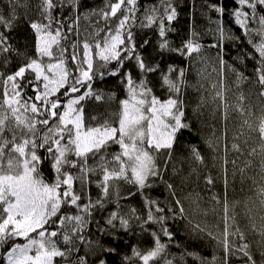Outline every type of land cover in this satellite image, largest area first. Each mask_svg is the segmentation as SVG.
<instances>
[{
    "label": "snow or ice",
    "instance_id": "6c2138e0",
    "mask_svg": "<svg viewBox=\"0 0 264 264\" xmlns=\"http://www.w3.org/2000/svg\"><path fill=\"white\" fill-rule=\"evenodd\" d=\"M233 2L232 9L223 0L207 5L217 14L214 20L209 18L215 25L209 29L215 41L209 47L217 50L219 80L205 97L204 70L197 71L196 83L187 78L194 57L208 60L200 34L192 29L178 46L167 38L178 15L174 0H156L143 7L140 0H103L102 6L89 0H0V264H114V256L120 257V264H188L187 258L192 264H230L233 257L241 264H264V215H259L257 224L251 209L246 213L251 232L259 237L258 261L245 230L229 215L226 197L223 229L214 231L195 219L199 193L182 199L174 180L180 177L183 184L197 173V166L205 164L198 144L191 141L188 176H182V169L173 163L185 132H199L186 115V97L192 89L200 93L193 116L202 115L208 103L215 105L213 115L220 113V135L213 127L215 139L206 138L204 143L219 153L224 142L225 187L228 163L235 167L244 157L243 167L238 168L241 184L252 182L255 199L264 209V0ZM226 16L240 29V36L226 25ZM24 24L34 38L30 47L14 40ZM135 27H155L158 55H179L189 66L169 64L165 70L160 62H150L142 51L150 41L138 47ZM230 45L237 49L235 60L254 61L251 77L228 63ZM225 70L235 74L237 89L245 83L259 89L260 114L255 119V106L246 104L243 90L235 103L229 102ZM153 74H159L165 95L157 94ZM109 77L118 78L123 98L99 87L98 82ZM89 100L115 101L117 108L103 120L89 118L85 108ZM234 113L241 117L240 132L229 142ZM250 141H258V147L248 148ZM228 152L236 154L231 161ZM256 156L259 171L248 176ZM232 175L235 180L237 171ZM204 179L207 185L214 184L211 175ZM92 184L100 192L96 198L91 195ZM158 184L169 194L165 202L150 195ZM121 185L131 186L127 195L121 194ZM137 195L143 213L131 206L125 210L121 201ZM186 199L191 200L187 209ZM212 199L220 203L216 195ZM177 218L187 222L190 235L215 241L223 255L209 260L187 249L179 257L172 254L174 233L169 221ZM151 225L158 230H150ZM136 227L150 234L152 247L142 251L132 245L131 254L121 256L119 244L124 236L137 235Z\"/></svg>",
    "mask_w": 264,
    "mask_h": 264
},
{
    "label": "trees",
    "instance_id": "16d2710c",
    "mask_svg": "<svg viewBox=\"0 0 264 264\" xmlns=\"http://www.w3.org/2000/svg\"><path fill=\"white\" fill-rule=\"evenodd\" d=\"M156 0H140L141 6L155 3ZM221 2V0H174V4L177 9V17L174 21H172V28L174 31L169 32L167 38L172 42L173 46L180 45L183 41L187 40L190 36L192 29H195L197 33L200 34L201 43L204 45V53L203 55L208 58L207 62H202L198 58H193L192 67L189 68L188 71V81L190 83H196L197 76L196 73L198 70H204L205 79L202 81L204 84L205 91L203 92L205 97H210V93L212 92L211 85L219 80V65L215 61L216 49L210 48L209 45L214 43V36L209 29H214L215 25L210 22V17L212 20L216 19L217 14L215 12H210L207 8L208 4H216ZM225 7L227 9H232L236 5L233 0H223ZM89 3L94 6H102L103 0H89ZM226 25L231 27L234 34L237 36L241 35L240 29L232 22L229 16L225 17ZM84 22H81V25ZM133 32L135 34V41L137 46L143 44L145 40L150 41V43L146 46V48L142 49L144 56L150 62H160L162 69L167 68L169 64H175L178 67L189 66V62L186 61L183 57L165 53L163 57L158 55L157 44L159 41V37L157 34V30L155 27L150 29H141L139 27L133 28ZM243 39V37H241ZM14 40L21 46L27 44L29 47L32 45L34 38L31 35L30 30L27 25L24 24L21 26L20 30L14 35ZM242 47H247V45H243ZM248 51H251V48H248ZM237 55V49L235 46H229L226 59L229 64L237 67L240 71L245 72L246 75L252 76L253 74V64L254 61H246L245 64H241L238 60H235ZM129 67L133 68V75L136 76V69L132 64ZM213 67L217 68V71H213ZM225 76L227 77L225 83L229 88L227 96L229 98L230 103L236 102V96L240 90H243L245 96L247 97L246 104L251 103L255 107L254 117L259 116L260 114V105L261 101L258 99L256 93L258 92V88L252 83H245L241 85L240 89H237L235 84V74L225 70ZM153 82L157 85L156 91L158 95H165L158 84L159 74H153L150 77ZM254 79V77H253ZM99 87L103 88L104 91H114L118 98L124 97V91L122 87L119 85L118 78L109 77L102 83L98 82ZM200 93L195 92L192 89L188 90V95L186 100L188 102V109L186 115L189 120H192L196 128L199 129L198 133H193L189 135L185 132L181 147L177 149L173 163L179 169H182L181 175L188 176L190 171L191 162L187 159L188 151L187 144L189 141L192 143L198 144L202 155L204 156L205 164L197 166L198 171L195 175L191 176L189 180L181 183L180 177H175L176 183V191L177 195L182 199L187 197L189 193H199L200 195V210L199 214L195 215V219L203 224H207L209 228H212L214 231H222L223 222L222 218L224 215L223 202L225 197L227 198L229 204V215L235 216L239 226L245 230V233L248 237L249 242L252 244V251L255 258L259 261L260 256L257 251L256 241L259 239L254 233L251 232V228L249 225V221L246 213H249V209H251V215L257 217L256 223L259 224V215H264V209L261 208L258 201L255 199V193L253 191L254 186L250 180H245L244 184H241L240 174L238 172L239 167H243L244 165V157L237 159L236 166L234 167L231 162L227 165V188L225 187V173H224V164H223V141H221V150L219 153L213 152L211 149L207 147L204 143L206 138L213 137V127L216 130V136L220 135L221 131V123H220V113L216 112L213 115V108L215 105L208 103L201 110L202 115L193 116L192 108L198 102ZM86 108V116H97L101 120L108 117V114L112 111H115L117 108V104L115 101L112 102H96L94 100H89L85 104ZM234 123H229L228 128V141L231 142L232 137L237 135L240 132V123L241 117L238 113L233 114ZM245 131L247 129L245 128ZM243 139V137L241 138ZM258 147V141L252 142L250 141L248 148ZM236 154L232 152H228L227 159L231 161L234 159ZM215 157V159H214ZM259 160L260 157L256 156L253 158L252 169L247 171L248 176L256 175L259 171ZM237 171V175L235 176V180H233V171ZM46 174L51 178V171L46 170ZM169 176H171V166L169 169ZM211 175L214 178L213 185H207L205 183V176ZM257 180H259V176H256ZM131 186L121 185V194L127 195V192ZM135 191V189H131ZM91 195L93 198L99 196V189L95 186V184L91 185ZM150 195L154 199H159L161 202H165L169 199V194L165 187L162 184H158L154 189L151 190ZM213 195L219 197L220 203H217L212 199ZM250 197L252 199H250ZM121 203L126 205L125 210H127L128 206L135 207L143 213V201L139 195L132 197L128 200L121 201ZM191 204L190 199L185 200L186 209L189 208ZM112 205H109L111 208ZM203 212H207V215H203ZM96 219H100L98 215ZM187 222L183 219L177 218L176 220H170L169 226L170 229L174 233V242L170 244L169 251L175 256L179 257L181 252L185 249L188 251L198 252L201 256L212 259L213 255L222 256L223 253L220 251L215 244V241L210 239L207 236H201L199 238L192 236L189 234L187 229ZM219 225V229H216V226ZM150 230H158L157 225L149 226ZM94 231V226H93ZM137 235H126L123 238V241L119 244V249L121 256L131 254V246L138 245L142 251H147L153 245L152 237L148 232H141L138 227L134 229ZM166 241L167 238H163ZM177 244L179 247H177ZM171 258V257H170ZM114 264H120V257H112L111 258ZM188 259V264H192L190 258ZM133 264H138L137 261H134ZM156 264H160V262H156ZM230 264H241V262L233 257Z\"/></svg>",
    "mask_w": 264,
    "mask_h": 264
},
{
    "label": "rangeland",
    "instance_id": "374dc122",
    "mask_svg": "<svg viewBox=\"0 0 264 264\" xmlns=\"http://www.w3.org/2000/svg\"><path fill=\"white\" fill-rule=\"evenodd\" d=\"M84 24H82V28H83Z\"/></svg>",
    "mask_w": 264,
    "mask_h": 264
}]
</instances>
